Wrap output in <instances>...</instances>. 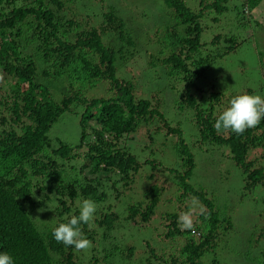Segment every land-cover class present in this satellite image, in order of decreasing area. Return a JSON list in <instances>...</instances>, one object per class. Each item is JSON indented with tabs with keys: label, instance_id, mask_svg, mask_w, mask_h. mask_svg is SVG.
<instances>
[{
	"label": "trees",
	"instance_id": "16d2710c",
	"mask_svg": "<svg viewBox=\"0 0 264 264\" xmlns=\"http://www.w3.org/2000/svg\"><path fill=\"white\" fill-rule=\"evenodd\" d=\"M234 1L197 0V7L192 5L191 9L182 0H162L176 23L164 31L169 41L162 44V39L159 51L150 57L149 66L166 69L168 76L183 83V94L176 108L181 112L190 110L189 130L191 135H197L193 143L187 144L183 129L178 124H168L157 103L151 105L147 99L136 100L133 85L116 77L115 58H122L123 52L121 47L115 50L104 45L101 38L106 34L115 35L125 47H132L133 41L123 31V21L115 10L104 11L100 24L93 28L86 27L84 21L65 20L60 16L61 0H0V252L9 253L14 264H77L74 258L77 250L56 242L53 228L79 214L76 201L80 203L90 198L102 204L110 200L111 195L119 198L134 184L137 172L149 166L145 180L150 182L153 172L158 176V184H149L143 191V199L129 203L120 221L112 207L107 206L106 211H96L90 226L80 225L92 242L94 231L90 227L101 231L102 260L115 264L111 256L118 252L119 261L130 262L134 247L125 244L130 247L119 251L110 233L117 230L118 235L124 224L148 226L161 192H169L166 200L175 201L180 214L190 211V201L204 208L197 215L199 224L193 222L191 229H183L177 213H158V217L163 218L164 233L157 237L171 242L175 256H165L147 243L144 247L141 243L140 256L133 261L139 259L138 264H202L204 253L209 250L213 253L218 233L230 230L231 220L221 218L203 189L189 183L194 171L190 146L196 149L203 144L224 147L225 159L242 176L243 193L258 186L264 188V167H256L259 159L252 157L253 151L264 150V119L242 135L217 131L216 118L236 94L227 95L212 86L207 90L195 84L214 56L221 57L240 45L237 37L229 33L213 36L208 44L200 42L201 22L207 19L217 23L219 17L228 14L232 24L242 28L250 17L246 14L262 0H238L239 9L232 4ZM176 28H182V35L177 39ZM219 42L223 47L218 54H208V46L214 47ZM33 56L46 65L40 74L36 72ZM38 75L66 80L67 87L59 101L55 102L48 89L34 81V76ZM99 82L106 86L98 98L85 99L78 86L72 88L76 84L94 87ZM245 92L264 97V89H245L237 94ZM72 106L83 108L78 122V144L69 147L57 142L53 147L47 132L63 113L72 112ZM156 122L160 125H154ZM149 125L154 135L163 132L164 140L175 139L166 156L170 163L166 162L164 154L149 150L140 164L127 148L118 147L121 140L130 139L139 128L144 127L147 132L145 127ZM87 135L90 139L85 143ZM148 139L153 141L150 136ZM160 145L164 143L157 147ZM261 156L264 157V152ZM164 157L167 166L156 170L162 164L155 159ZM77 158H83V163L76 165ZM111 178H117L109 188L112 194L107 193L105 185ZM116 182L121 184L120 188L115 187ZM34 192L39 199L32 195ZM40 208L45 211L38 212ZM108 240L111 244L106 243ZM261 259L264 264V253ZM99 260L92 258V264Z\"/></svg>",
	"mask_w": 264,
	"mask_h": 264
},
{
	"label": "rangeland",
	"instance_id": "374dc122",
	"mask_svg": "<svg viewBox=\"0 0 264 264\" xmlns=\"http://www.w3.org/2000/svg\"><path fill=\"white\" fill-rule=\"evenodd\" d=\"M61 1L63 10L60 16H63L65 20L72 18L73 21H81V23L84 21L86 27H98L101 22V14L107 9H113L118 13L124 24L123 31L128 34L127 37L130 36L133 46L125 47L115 35L106 34L101 38L104 45L110 46L115 50L121 47L123 52L122 58H118V56L115 58L116 77L129 81L133 85V94L136 100L147 99L151 105L157 103L159 107L156 106L163 115L164 120L171 126L178 124L183 129V138L186 143H193L197 135H191L189 123L187 122L191 112L190 110L181 112L176 108V104L183 94V83L178 81L176 77L168 76V70L157 65L154 67L149 66L150 57L155 56L159 51L162 39H164L162 44H167L169 41L164 31L168 26H173L176 23L175 18L170 16L172 14L171 10L164 5L162 0ZM182 1L189 8L192 5L194 7L198 5L195 3L197 0ZM232 4H235V7L239 9L238 0H235ZM246 15L250 17H247V24L244 23L242 28H236V25L232 24V17L228 16V14L219 17L220 19H218L219 22L217 23L207 19L201 22L200 42L208 44L213 36L229 33V35L237 37V43H240V45L232 52L226 53L221 57L214 55H217L218 50L223 47L222 42H219L214 47L207 45L206 51L214 56L213 62L203 72L201 77L196 80L195 84L198 87L209 90L208 88L212 86L215 91H221L227 95L237 94L245 89H264V0ZM180 29L182 30V28H176L175 30L176 39L182 35ZM33 50L34 47L32 48ZM33 60L36 65V72L40 74L46 65L42 63L39 57L33 56ZM202 67L204 66L202 65ZM34 81L45 86L55 102L60 100L62 93L67 87L66 80L64 81L62 77L45 78L38 75L34 76ZM76 86H78L77 88L85 99H91L101 97L106 85L103 84L102 86L100 82L94 87L87 84H76L72 88H76ZM71 108L72 112L63 113L50 126L47 132V137L53 147L56 146L57 142L69 147H74L78 144L80 136L78 122L83 108L81 106H72ZM154 125H160V123L156 122ZM145 128L147 132L144 127H141L129 136L130 139L121 140L118 145L119 148H127V151L140 164L144 162L149 150H156L158 154H164L166 157L170 152L169 146L175 141L174 138L169 137L164 140L163 132L157 133V136L154 135L151 125ZM148 136L151 137L152 142H150ZM89 139V135H87L84 142L87 143ZM160 143H164V146L160 145L157 147ZM84 145L82 151L85 150ZM190 150L193 155L194 171L189 183L194 188L200 187L203 189L205 197L213 202L221 218L229 217L231 220V229L218 233V239H216L218 242L215 244L213 253L211 250L204 253L201 263L262 264L261 254L264 253V234L262 233L264 231V188L258 186L243 193L242 176L225 159L227 151L224 147L215 148L203 144L199 149L190 146ZM263 152L264 150L257 149L252 153V157H255L256 160L259 159L256 167H264V157L261 156ZM165 157L163 159H155L156 162L162 164L156 170L163 169L167 166V163L171 162L166 157L167 163H164ZM83 161V158H77L75 159V164H82ZM174 163L175 161L173 160L172 164ZM149 169H151L149 166L141 168L137 172L134 184L123 191L119 198L115 199L111 195L110 200H105L102 204L96 203L97 212L106 211V207L111 206L112 212L119 216L118 220H116L120 221L124 217V209L129 203L143 199V191L148 188L149 184H158V176L154 175L153 172L150 175L152 180L150 182L145 180ZM162 176H166V174ZM153 179L155 182H153ZM115 181H117V178L105 181V185L108 187L107 193L112 194V190L109 188L111 183ZM115 184V187L120 188V183L116 182ZM160 194L159 202L154 209V215L150 222L147 223L148 226L140 228L137 225L129 226L124 224V227L118 230V235L117 230L110 233L113 235V244L117 246L119 251H123L125 246L134 247L130 262L119 261L118 252H113L114 254L111 257L115 264H138L139 259L133 260L134 257L140 256L141 243L142 246L147 243L148 247L159 250L165 256H175L171 242L162 241L157 237L159 233H164V228L162 227L164 225L163 218L160 219L161 216L158 217V213L175 212L179 218L180 209L175 201L169 202L166 200L169 192H161ZM75 204L79 209V201H76ZM188 204L190 205V211L193 212L191 219H194L193 222L199 224L197 215L204 208L201 209L199 205L192 201ZM90 229L94 231L92 248L86 251H75L74 258L77 264H92V258L96 257L100 259L96 264H106L102 260L101 231L93 227H90ZM110 242L111 240H108L106 243L111 244ZM120 242L124 244H120Z\"/></svg>",
	"mask_w": 264,
	"mask_h": 264
},
{
	"label": "clouds",
	"instance_id": "9594fccd",
	"mask_svg": "<svg viewBox=\"0 0 264 264\" xmlns=\"http://www.w3.org/2000/svg\"><path fill=\"white\" fill-rule=\"evenodd\" d=\"M262 119H264V97L245 92L230 98L228 106L216 118L214 127L217 131H231L236 135H242L248 129L256 127ZM32 195L35 197V192ZM37 211L44 212L45 209L40 208ZM96 211L97 205L94 200L83 199L79 205L78 215L66 218L67 222L59 223L53 228L52 235L56 242L74 247L77 251L91 249L92 241L84 235L80 225L90 226ZM178 223L183 229H191L193 227L191 212L181 213ZM0 264H14V259L9 253L0 252Z\"/></svg>",
	"mask_w": 264,
	"mask_h": 264
}]
</instances>
